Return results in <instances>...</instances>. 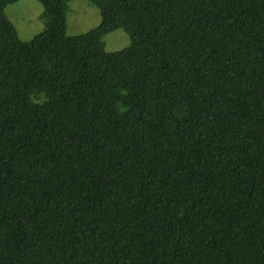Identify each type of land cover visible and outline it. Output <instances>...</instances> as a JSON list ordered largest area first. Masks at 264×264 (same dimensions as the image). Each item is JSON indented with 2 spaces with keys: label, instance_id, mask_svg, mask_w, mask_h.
I'll return each instance as SVG.
<instances>
[{
  "label": "trees",
  "instance_id": "1",
  "mask_svg": "<svg viewBox=\"0 0 264 264\" xmlns=\"http://www.w3.org/2000/svg\"><path fill=\"white\" fill-rule=\"evenodd\" d=\"M0 0V264H264V0ZM130 44L108 52L103 37Z\"/></svg>",
  "mask_w": 264,
  "mask_h": 264
},
{
  "label": "rangeland",
  "instance_id": "2",
  "mask_svg": "<svg viewBox=\"0 0 264 264\" xmlns=\"http://www.w3.org/2000/svg\"><path fill=\"white\" fill-rule=\"evenodd\" d=\"M5 14L23 41L31 40L45 28L43 7L36 0H20L8 6ZM100 20L99 9L90 0H71L67 12V34L85 33L98 26ZM103 43L106 51H119L130 44V38L119 29L105 35Z\"/></svg>",
  "mask_w": 264,
  "mask_h": 264
}]
</instances>
